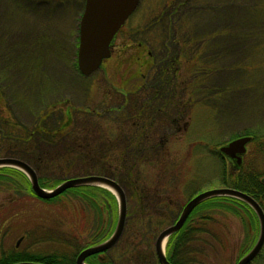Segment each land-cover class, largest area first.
I'll use <instances>...</instances> for the list:
<instances>
[{"label":"rangeland","instance_id":"obj_1","mask_svg":"<svg viewBox=\"0 0 264 264\" xmlns=\"http://www.w3.org/2000/svg\"><path fill=\"white\" fill-rule=\"evenodd\" d=\"M4 1L0 0L2 6ZM64 3V7L42 0H21L19 3L20 12L29 14L32 19V31H28L32 38L28 51L31 57L26 59H31V77H25L29 75V62L19 61L17 57H12V70L0 71V118L29 125L42 107L55 103L59 108L61 100L75 106H93L100 102L117 103L119 94H126L129 103L132 97L143 99L146 97L141 94L143 90L138 89L136 94L132 90H137L143 82L141 74L148 71L151 76L155 74V65L159 62L156 60L158 45L165 38L162 28L170 24L172 39L167 43L168 50L180 53L178 89L160 101L163 112L156 120L162 119L164 113L182 111L183 115L178 117L175 129L164 144L153 143L160 134L158 125L148 129L147 137L151 142L144 143L142 157L129 164L126 174V212L130 213L137 206L139 194L147 198L159 195L177 210L192 192L224 187L220 178L229 172L233 163L219 153L218 147L249 130H264V0H142L138 10L114 35L110 43L111 55L89 76L78 71L75 57L83 0H65ZM64 10L69 13L66 21L69 25L55 27L56 17ZM139 43L153 56L148 57ZM198 45L199 53L195 51ZM200 55L201 60H198ZM204 71L207 75L201 74ZM185 83L187 89H183ZM228 86L234 89L229 94H226L228 90L220 94H211L209 90ZM184 90L195 94L187 91L183 94ZM115 122L112 119V148L120 132ZM250 151L251 145H247V152L242 156L246 161H256L258 168L262 167L260 155L255 156ZM13 177L21 187L27 186L19 176ZM24 195L11 194L10 189L0 191V253L15 245L20 237L17 246L26 248L33 239L25 234L32 230L36 234L50 228L66 234L75 232L84 242L88 239L86 235L94 230L98 217L103 226L108 227L107 234L115 228L117 205L112 204L109 210L99 206L100 213L74 199L64 198L63 204H47ZM14 196L18 197L16 215L12 219H1ZM215 217V221L208 222L214 237L209 232L199 235L204 243H213L204 245L198 254L200 263L236 264L255 241L258 220L255 217L257 227L254 230L245 220L246 230L244 222L232 213L224 211ZM127 223H139L138 214L131 212ZM170 224L171 220L163 225ZM5 228L7 233L3 235ZM124 236L121 234L119 239ZM123 245L119 243L115 252ZM51 246V242L31 244V248L44 251L51 250ZM250 264H264V246Z\"/></svg>","mask_w":264,"mask_h":264},{"label":"trees","instance_id":"obj_2","mask_svg":"<svg viewBox=\"0 0 264 264\" xmlns=\"http://www.w3.org/2000/svg\"><path fill=\"white\" fill-rule=\"evenodd\" d=\"M162 29L165 34L163 43L168 45L167 43L172 39L170 24L163 26ZM199 47L200 45L195 50L198 53ZM168 48V46L164 48L165 59H176L175 54ZM200 58L201 55L198 60H201ZM174 66L170 65L166 74L171 75ZM207 73L201 72V74L206 75ZM166 80L165 82L168 81ZM231 88L232 86H228L222 90L219 88L216 90L213 88V91L209 88V90L211 94H220L221 91L226 92L228 90L226 94H229L234 90ZM151 96H154L151 97L152 99L155 98L154 94ZM118 97V102L114 104L109 101L108 103L100 102L93 106H75L66 100H61L59 108L55 107V103L46 104L34 114L35 121L29 125H21V123L9 122L0 118V156L16 157L27 162L36 172L39 185L46 189H51L68 178L101 175L114 179L124 192L125 183L128 182V175L126 174L130 169L129 164H134V160L142 157L141 155L145 150L144 143L147 145L148 141L151 142V139L147 137L148 129L158 125V133L160 131V134L153 140V143L156 141V145L164 144L176 126L178 117L180 118L183 112L164 113L162 119L156 120L160 116L159 114L163 112L162 105L160 106L158 102L152 104L147 99H139L138 97L133 99L135 97H132V101L129 103L126 100V94H119ZM112 119L116 120L120 131L116 137L117 144L113 148ZM243 135L251 136L247 144L251 145L250 152L255 156L260 155L264 163V130L252 129ZM13 175L22 178L27 186L24 188L21 187L20 183L18 185V181L14 180ZM26 177L21 170L15 167H0V191L10 189L11 194L19 196L25 193L23 197L28 195L47 204L58 202L63 204L64 198L74 199L85 203L100 213L99 206L109 210L114 204L117 205L118 209L116 196L99 185H79L68 188L49 199H41L32 192L29 179L26 180ZM263 178L264 164L258 168L256 161H246L243 156L240 164H234L228 173L222 174L220 183L224 187L235 188L252 196L259 203L264 213ZM197 193H190L187 200L179 205L178 212L169 202L159 198V195L147 198L143 194H139L136 199L137 206L130 210V213L126 212L122 232V235L125 236L119 239L113 248L92 254L85 259V262L87 264H159L153 247L155 232L164 228L165 225L163 224L167 221L171 220L172 224L177 219L184 204ZM17 200L18 197L16 196L10 199L1 219H12L11 217L16 215L15 203ZM133 211L138 214L139 223L129 224L127 219L129 220V215ZM224 211L232 213L242 223L244 222L246 230L248 223L253 230L256 229L255 217L257 218V216L245 201L227 195L207 198L191 211L183 226L169 236L165 247L167 260L171 264H202L198 254L202 252L204 245H213V243H204L199 235L204 232L211 234L212 229L209 228L208 222L215 221V214ZM245 220H248V223ZM95 221L94 230L86 235L88 239L84 242L78 239L75 232L66 234L55 228L44 229L38 234L34 233L33 230L28 231L25 237L33 239L28 246L26 248L17 246L20 237L15 245L8 250L1 251L0 264H11L19 261L75 264V258L83 248L98 244L106 240L111 234H107L108 227L103 226L100 217ZM8 226L12 227L10 224ZM4 233H7L6 228L2 234L4 235ZM211 236L213 235L211 234ZM257 237L258 234L255 241ZM255 241L250 247L248 245L247 251L254 245ZM42 242H51L53 244L52 249L44 251L39 248H31V244ZM121 242L124 245L115 252L116 247ZM244 249L245 247H243Z\"/></svg>","mask_w":264,"mask_h":264},{"label":"water","instance_id":"obj_3","mask_svg":"<svg viewBox=\"0 0 264 264\" xmlns=\"http://www.w3.org/2000/svg\"><path fill=\"white\" fill-rule=\"evenodd\" d=\"M139 0H84V7L79 21L76 66L83 76L95 72L103 59L110 55V41L133 12ZM251 136L243 135L229 140L219 146L218 151L241 161V154L246 151V145ZM15 167L23 171L30 181L32 192L41 199H49L64 190L79 185H99L111 191L118 202V216L114 230L110 236L95 245L83 248L76 256L75 264H87L85 259L95 253L111 248L121 236L126 218V199L120 185L111 178L101 175H87L63 180L51 189L43 188L38 183L36 172L25 161L11 156H0V167ZM264 182V178L262 179ZM227 195L245 201L255 212L259 222V233L254 245L236 262L250 264L264 245V213L259 203L250 195L230 187H218L203 190L192 196L182 207L174 223L162 228L154 239V252L159 264H171L164 253V246L169 236L177 232L191 211L207 198ZM11 264H44L34 261H19Z\"/></svg>","mask_w":264,"mask_h":264},{"label":"flooded vegetation","instance_id":"obj_4","mask_svg":"<svg viewBox=\"0 0 264 264\" xmlns=\"http://www.w3.org/2000/svg\"><path fill=\"white\" fill-rule=\"evenodd\" d=\"M42 1L53 2V3H55L56 7H57V5L64 7V4H65L64 3L65 0H42ZM141 1L142 0H139L137 6L133 10V12L128 16V18L136 10H138V7H139V4L141 3ZM4 2H5L4 6H2L0 4V71L4 70V73H5V69H6V72L12 70L10 67L12 65V62H11L12 57H17L19 59V61L26 60L29 57H31V54H29L28 51L31 49L30 46L32 45V38H30L31 33H28V31H32V30H30L31 25H32L31 24L32 19H31V16H28L29 14L27 15V14H23L20 12L19 3L21 2V0H5ZM8 3L11 4V7L8 6ZM83 5H84V0H83ZM67 13H68L67 10L61 11L59 13L60 17H58V18L56 17V23H58V24L55 23V25H54L55 27L59 26V28H64L66 25L67 26L69 25V24H66L67 23L66 21L70 18L67 16ZM80 17H81V15H80ZM80 17H79V21H80ZM128 18L121 25V27L128 21ZM79 21H78V25H77V35H76L77 43H78V33H79ZM121 27L119 28V30L121 29ZM117 32H116V34H117ZM112 40H113V38H112ZM111 41H110V43H111ZM110 46H111V44L109 45V51H110V55H111ZM138 46L141 47V49H146L145 45H143L141 43H139ZM158 46H159V48L157 49V52L159 51V53H157L158 55H156V56H158V58L156 60H158L159 62L157 63V65H155V67L157 68V70H155V74L151 76L149 71L147 72V74L146 73L141 74V78H142L143 82L139 85L137 90H132V93L136 94L138 89L143 90V92H141V94H146V97H144V99L149 100L148 102L152 103V104L158 102V104L161 106L162 102L165 99V96H167L166 94H175L176 89H178V86H177L178 84L176 85V82H178V81H176V79L179 76L178 75V68H179V62H180V53L178 52L177 54H175L176 59H172V60L167 59L166 60L165 59L166 53H165L164 48H165V46H168V45L162 43V44H159ZM60 49H61V47H60ZM76 50H77V48H76ZM68 52H69V48L67 49V56L69 58ZM146 54L148 57L153 56L150 54V50H147V49H146ZM156 56H155V58H156ZM193 56L194 55L190 56V60H191V57H193ZM75 57H76V54H75ZM103 60H105V59H103ZM26 61L29 62L30 69H28V71H27V75H28V73H29V75L28 76L24 75V76L25 77H31V67H32L31 66V59L26 60ZM153 61L154 60H151V63H153ZM170 65H172V66L175 65L173 67L171 75L166 74L167 70H169ZM8 67H10V69H8ZM100 67H101V64H100L99 68ZM170 72H171V69H170ZM156 79H157V81H156L157 84H154V80H156ZM165 80L167 82H165ZM187 83L184 84L183 89L184 88L187 89ZM179 86H180V82H179ZM185 91H187V90H184L182 93L184 94ZM189 91L190 92L187 91L188 94H195V93H192L191 90H189ZM151 94L155 95V98H153V99H155L156 101H154L151 98V97H154V96H151ZM159 99H161V100H159ZM160 101H162V102H160ZM246 149H247V147H246ZM243 154H241V161L239 163H237L236 159L233 157H229L228 155H226V157H228L229 160H231L233 165L234 164L238 165L242 162V157H243L242 155ZM165 256H166V254H165Z\"/></svg>","mask_w":264,"mask_h":264}]
</instances>
